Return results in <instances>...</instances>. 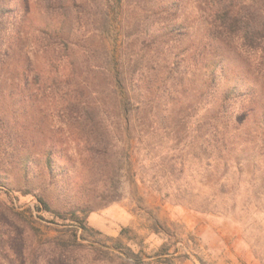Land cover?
I'll list each match as a JSON object with an SVG mask.
<instances>
[{"label":"trees","instance_id":"16d2710c","mask_svg":"<svg viewBox=\"0 0 264 264\" xmlns=\"http://www.w3.org/2000/svg\"><path fill=\"white\" fill-rule=\"evenodd\" d=\"M114 22L122 38L111 48ZM194 127L204 141L224 144L232 131L264 148V12L256 3L0 0V183L10 185L5 163L42 180L41 210L63 226L54 240L61 264L97 248L83 242L85 206L55 204L49 194L76 157L95 180L113 181L114 156L135 136L182 141Z\"/></svg>","mask_w":264,"mask_h":264},{"label":"rangeland","instance_id":"374dc122","mask_svg":"<svg viewBox=\"0 0 264 264\" xmlns=\"http://www.w3.org/2000/svg\"><path fill=\"white\" fill-rule=\"evenodd\" d=\"M244 1L264 12V0ZM118 31L114 22L106 32L111 48L121 42ZM195 128L182 141L157 131L143 141L135 136L114 156L120 173L113 181L95 180L79 155L50 184L55 204L80 202L87 210L83 242L97 248L72 264H264V148L232 131L224 144L204 141L190 133ZM2 167L10 185L0 183V264H61L54 240L63 226L41 210L42 180Z\"/></svg>","mask_w":264,"mask_h":264}]
</instances>
